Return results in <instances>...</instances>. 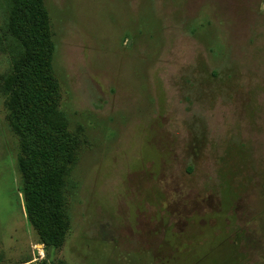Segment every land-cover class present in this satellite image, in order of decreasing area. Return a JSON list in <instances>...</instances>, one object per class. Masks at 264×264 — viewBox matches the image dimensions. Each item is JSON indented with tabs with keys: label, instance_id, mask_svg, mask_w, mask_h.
Wrapping results in <instances>:
<instances>
[{
	"label": "rangeland",
	"instance_id": "obj_1",
	"mask_svg": "<svg viewBox=\"0 0 264 264\" xmlns=\"http://www.w3.org/2000/svg\"><path fill=\"white\" fill-rule=\"evenodd\" d=\"M43 5L69 231L28 221L0 53V264H264V0Z\"/></svg>",
	"mask_w": 264,
	"mask_h": 264
},
{
	"label": "trees",
	"instance_id": "obj_2",
	"mask_svg": "<svg viewBox=\"0 0 264 264\" xmlns=\"http://www.w3.org/2000/svg\"><path fill=\"white\" fill-rule=\"evenodd\" d=\"M50 39L43 0H0V53L8 66L1 90L18 139L24 209L42 242L59 247L69 231L60 202L70 140Z\"/></svg>",
	"mask_w": 264,
	"mask_h": 264
}]
</instances>
